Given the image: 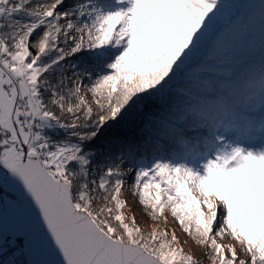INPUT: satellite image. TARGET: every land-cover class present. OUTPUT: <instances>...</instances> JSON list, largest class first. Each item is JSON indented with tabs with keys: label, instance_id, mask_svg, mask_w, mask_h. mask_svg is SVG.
<instances>
[{
	"label": "snow or ice",
	"instance_id": "obj_1",
	"mask_svg": "<svg viewBox=\"0 0 264 264\" xmlns=\"http://www.w3.org/2000/svg\"><path fill=\"white\" fill-rule=\"evenodd\" d=\"M249 6L264 31V0ZM239 7L0 0V202L32 223L3 264H21L34 239L56 258L46 264H202L169 217L211 264H264V44L239 76L221 73L234 94H215L205 66L184 72ZM127 195L159 224L145 232Z\"/></svg>",
	"mask_w": 264,
	"mask_h": 264
},
{
	"label": "trees",
	"instance_id": "obj_2",
	"mask_svg": "<svg viewBox=\"0 0 264 264\" xmlns=\"http://www.w3.org/2000/svg\"><path fill=\"white\" fill-rule=\"evenodd\" d=\"M245 10H246L245 4L241 3V7L237 15L233 16V20H236V25L241 29L242 27L239 25L237 21V17L244 16V18L246 19ZM227 25H229L230 28H234L232 19L228 14V10H226L224 14L218 19L214 27L216 31L209 33L208 42L202 45L201 48L191 57L188 64L185 66V70H184L186 75L194 77L197 75V69L200 68L201 66H205L208 70L200 72L199 77L201 80L211 81L217 85L215 94H220L221 90L225 91L226 94H234L236 92V89H232V88L225 89L219 87V85L224 80V77L222 76L221 73L228 70H231L233 73H235V71L237 70V68L241 63L240 55L242 51H255L257 49H260L258 45H243V46L235 45V43H233L232 40L227 38V35L223 34L224 32L223 30L226 29ZM240 28L236 29L239 34H241ZM227 34H231L230 29L227 31ZM175 83L177 85H183L185 83V75H178ZM218 89L220 91H218ZM130 198L131 197L127 195L129 208L126 211L129 216L134 215L130 211L131 210ZM134 200L136 201L135 198ZM142 211L145 214L143 208ZM15 256L19 257L17 253H15ZM10 258H13L12 251L5 252L4 256L0 258V264H3L4 261ZM19 258L21 264H23L24 257H19Z\"/></svg>",
	"mask_w": 264,
	"mask_h": 264
},
{
	"label": "rangeland",
	"instance_id": "obj_3",
	"mask_svg": "<svg viewBox=\"0 0 264 264\" xmlns=\"http://www.w3.org/2000/svg\"><path fill=\"white\" fill-rule=\"evenodd\" d=\"M240 3H244L246 6L245 15L246 20H249V26L247 30L241 29L236 25V20H233V16H236L240 7L237 10H228V14L232 19L233 27L230 28L229 25L226 26V29L223 30V34L227 35V38L232 40L233 43L237 46H243V45H258L261 48V45L264 44V31L261 30V26L259 25L258 21L255 19V17L258 15V8L257 7H251L249 5H254L256 0H238ZM241 29V34L238 33L236 29ZM230 29L231 34H227V31ZM216 31L213 29L211 32ZM207 38L203 41L201 44L204 45ZM201 48V47H200ZM254 53V52H253ZM252 52L243 54V60H255ZM247 67V64L240 63L239 67L237 68V72L235 74V77L239 76ZM234 77V78H235ZM229 89V88H228ZM220 94H226L225 91L221 90ZM131 197L130 199V208L131 212L136 216L138 224L147 232L150 227L156 226L158 224L157 221H152L147 215L144 214L142 211V206L137 203V201L134 200V198ZM170 223L166 226L171 233V231H175L178 238L180 239L182 246L184 247L186 252H191L194 254L197 261L202 262L203 264H211V262L207 259L206 253L209 251V249L206 246H200L195 243L194 240H192L187 234H185L179 227L178 224L175 223V221H172L171 217H169ZM161 227H165V225H160ZM221 243H229L231 242L229 238H225V240L220 241ZM238 254L240 258L247 259L245 256L243 250L240 248L239 244L236 245ZM19 257L21 254H19Z\"/></svg>",
	"mask_w": 264,
	"mask_h": 264
},
{
	"label": "water",
	"instance_id": "obj_4",
	"mask_svg": "<svg viewBox=\"0 0 264 264\" xmlns=\"http://www.w3.org/2000/svg\"><path fill=\"white\" fill-rule=\"evenodd\" d=\"M32 229L31 220L21 215L11 207V201L7 196L0 202V236L12 239L17 231H28ZM30 264H46L47 261L56 259L47 251L45 245L38 239L33 240L30 252L24 256Z\"/></svg>",
	"mask_w": 264,
	"mask_h": 264
},
{
	"label": "bare ground",
	"instance_id": "obj_5",
	"mask_svg": "<svg viewBox=\"0 0 264 264\" xmlns=\"http://www.w3.org/2000/svg\"><path fill=\"white\" fill-rule=\"evenodd\" d=\"M4 244H5V252H10L12 251L11 249L7 248V243L4 241ZM18 256H19V252H17Z\"/></svg>",
	"mask_w": 264,
	"mask_h": 264
}]
</instances>
